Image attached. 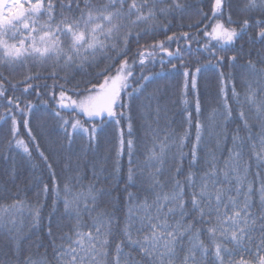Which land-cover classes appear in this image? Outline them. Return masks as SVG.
Returning a JSON list of instances; mask_svg holds the SVG:
<instances>
[{
	"label": "snow or ice",
	"instance_id": "1",
	"mask_svg": "<svg viewBox=\"0 0 264 264\" xmlns=\"http://www.w3.org/2000/svg\"><path fill=\"white\" fill-rule=\"evenodd\" d=\"M156 64L182 77L178 121L164 91L148 92ZM213 70L205 108L198 79ZM0 109V152L38 156L51 181L35 203L0 194V264H264V0H0ZM109 124L111 169L87 160L88 176L73 146L97 157ZM37 131L60 139L46 151ZM49 151L68 154L62 187ZM50 193L68 232L44 224Z\"/></svg>",
	"mask_w": 264,
	"mask_h": 264
},
{
	"label": "trees",
	"instance_id": "2",
	"mask_svg": "<svg viewBox=\"0 0 264 264\" xmlns=\"http://www.w3.org/2000/svg\"><path fill=\"white\" fill-rule=\"evenodd\" d=\"M195 2V0H193ZM190 22L188 19H185V24ZM159 39H163V36L158 37ZM195 47V46H194ZM246 50L248 46L246 45ZM260 48V45H254L252 46V59L256 58V52ZM186 60H189L190 63H192L193 67H195V61L196 59H200L202 63H206L204 61L203 57H185ZM241 64L245 63V60L240 61ZM171 66L166 65L163 69L159 64H156L155 67H149L146 69V74L148 73H156L160 72L162 73L161 76L155 78L148 84V92L151 93L155 88H160L162 91L165 92L166 97L168 99V108H169V114L174 116V118L178 121L179 116L178 113L182 110L184 107L181 103V82L182 77L178 75H173L170 71ZM225 72L228 71L227 68L224 69ZM235 75V84L237 90L241 94V100H243V92L244 87L241 83V76L242 72L239 68L232 70ZM217 73L216 71H207L204 72L198 79L199 83V90H200V99L202 106L207 108L209 104H215L216 103V93H217ZM13 82H16V77H13ZM48 83H51V81H48ZM16 95H20V92L18 91ZM29 99H32L33 102L39 103V101L36 100L35 96L29 97ZM188 99L190 102L194 105V97L189 96ZM0 111H3L0 109ZM195 113L193 112V115ZM47 119V130H51L55 127V122L51 118ZM176 125H174L175 127ZM34 129H36V123H33ZM4 132L6 133V126L4 128ZM113 134V128L112 126L106 125L105 131L103 133H100V147L99 151L97 153V157H83L82 154L79 153V148L82 143V141L77 138L76 144L73 146V154L71 155L70 163L73 167L77 164L78 156L80 157V163H81V169L82 171L90 176V172H88L87 169L83 167L84 163L87 162V160H96L97 166H103L111 169L112 166V159L111 157L114 155V153H109L106 151V148L111 147L110 145H105V137L111 136ZM37 135L40 137V143L41 147L48 151L50 149V144L54 141H59L60 137L58 135H53L51 137L42 134L40 131H37ZM0 139H3V136L0 135ZM54 146V145H53ZM56 152H59V148H56ZM63 155L68 154H62V155H55L51 151H49V157L50 161L52 162L56 174L58 183L63 185L65 176L68 174L67 170L65 169L66 161L63 159ZM108 157L107 161L105 162L104 158ZM13 158L15 161V169H16V176L14 183L9 178L8 172L9 169L13 167ZM121 164L123 165V172H127L128 168V159L127 157H124L121 160ZM125 179V176L121 175V180L123 181ZM43 183H48L51 187V181L49 177V172L46 166L44 165L43 161L39 159L38 156H34L32 160L26 159L22 154L19 153H12L9 158H5V154L0 152V194H3V190L5 188H8L11 190V193L14 195L17 191V189L20 190V195L22 198L27 199L28 201L35 203L36 201V193L39 191L40 186ZM85 183H87V180H85ZM120 187H123V183H121ZM133 193H136L138 191L137 187H132L129 189ZM53 199L54 196L52 193L49 194L48 199L44 200L41 198V204L43 205L42 212L45 217L44 224H48L47 217L51 215L52 217V231L54 234H62L63 232H68L71 222L66 218L63 208V197L60 198L59 201L56 203L55 209L53 208ZM4 203L11 202L10 199L3 201ZM85 220L87 222V218L85 217ZM27 224V221H25ZM57 224H59L61 227L58 228ZM25 233L27 234V227L25 228ZM40 241L42 243V247L39 249L41 253L44 252L45 247L47 248V251L49 255H51L52 248L50 246L49 237L47 236V228L45 227L43 230L39 233ZM37 239L36 236H32L31 241H35ZM31 241H25V243H30ZM59 243V241H57Z\"/></svg>",
	"mask_w": 264,
	"mask_h": 264
}]
</instances>
